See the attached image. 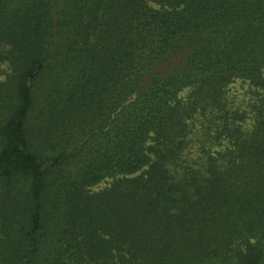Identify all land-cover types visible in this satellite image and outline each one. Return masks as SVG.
<instances>
[{
	"label": "trees",
	"instance_id": "obj_1",
	"mask_svg": "<svg viewBox=\"0 0 264 264\" xmlns=\"http://www.w3.org/2000/svg\"><path fill=\"white\" fill-rule=\"evenodd\" d=\"M3 64L0 264H264V0H0Z\"/></svg>",
	"mask_w": 264,
	"mask_h": 264
},
{
	"label": "rangeland",
	"instance_id": "obj_2",
	"mask_svg": "<svg viewBox=\"0 0 264 264\" xmlns=\"http://www.w3.org/2000/svg\"><path fill=\"white\" fill-rule=\"evenodd\" d=\"M8 70L7 65L3 64L0 65V82H3L5 79V76L2 74V72H6ZM246 85H243L241 82H238L234 85V96H235V100H242L243 99V95L245 93V89H246ZM112 183V179H107L101 183H99L98 185L90 188L91 192L93 193H97L100 191H103L104 189L108 188L110 186V184Z\"/></svg>",
	"mask_w": 264,
	"mask_h": 264
}]
</instances>
